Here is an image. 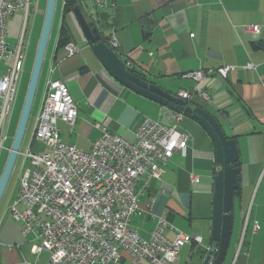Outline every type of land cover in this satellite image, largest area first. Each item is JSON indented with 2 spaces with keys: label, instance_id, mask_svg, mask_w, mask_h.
<instances>
[{
  "label": "crops",
  "instance_id": "crops-1",
  "mask_svg": "<svg viewBox=\"0 0 264 264\" xmlns=\"http://www.w3.org/2000/svg\"><path fill=\"white\" fill-rule=\"evenodd\" d=\"M86 6L84 1L79 8L90 22ZM63 9L64 3L59 34ZM97 16L105 26V36L115 34L120 45L116 50L135 73L172 95L196 87L194 81L184 78L187 73L237 67L226 79L214 76L202 83L211 102L197 95L191 102L219 121L225 134L236 140L239 151L240 188L234 193L233 226L223 264H264V0H114L113 6ZM65 22L80 51L68 57L65 49L59 51L55 46L46 55L32 112L38 104L33 133L23 151L45 150L34 141V133L50 79L66 83L77 104L75 124L59 121L57 127L62 141L78 149L89 151L99 139L101 130L96 124L133 141L145 117L171 123L169 108L112 78L94 54L74 12ZM247 24L259 25L260 34L247 32ZM250 62L257 70L244 68ZM180 128L188 136L186 156L176 153L161 181L146 179V185L144 181L139 183L142 211L133 217L129 228L143 239L151 237L157 219L150 217L146 205L153 200L155 216L168 223L165 234L169 239L174 240L179 232L201 239L181 249L177 264H203L215 243L214 176L219 166L214 142L193 117H186ZM22 169L23 163L17 168L19 182ZM193 175L198 182L192 180ZM18 190L12 191L0 216V264H49V253L39 257L32 253L37 241L33 235H24L23 222L15 223L10 212ZM5 223L8 226L3 227ZM234 231L240 238L238 253L236 246L230 249ZM132 262L123 254L118 264Z\"/></svg>",
  "mask_w": 264,
  "mask_h": 264
},
{
  "label": "built area",
  "instance_id": "built-area-1",
  "mask_svg": "<svg viewBox=\"0 0 264 264\" xmlns=\"http://www.w3.org/2000/svg\"><path fill=\"white\" fill-rule=\"evenodd\" d=\"M91 17L101 24L97 14L114 5V0H83ZM36 0H0V156L5 150L6 130L18 94L26 63L25 40L28 20ZM23 12L21 35L14 49L7 37L9 20ZM99 24V25H100ZM247 32L259 35V25H244ZM194 37V35H191ZM109 43L120 48L115 34ZM76 43L65 47L68 57L79 53ZM257 70L253 63L245 67ZM235 66L198 70L184 78L196 83L190 91L176 97L191 101L194 95L211 102V95L201 87L208 77L226 79ZM53 72V71H51ZM175 96V95H174ZM171 114V123L145 117L129 141L96 124L101 130L89 151L68 145L61 139L59 121L73 126L78 117L77 104L69 87L61 80L50 79L41 113L36 121L34 141L43 152L31 148L21 153L23 169L18 193L10 212L24 224V235H33L37 243L32 253L39 257L49 253V264H118L125 254L142 264H177L181 249L201 239L179 232L174 240L166 234L167 221L155 216L153 200L146 205L150 217L157 219L149 239L130 230L134 216L142 211L141 181H161L172 157L186 156L188 136L181 131L184 113ZM147 179V181H145ZM192 180L198 182L193 175ZM24 207L23 211L19 207ZM259 230L256 223L255 231Z\"/></svg>",
  "mask_w": 264,
  "mask_h": 264
},
{
  "label": "water",
  "instance_id": "water-1",
  "mask_svg": "<svg viewBox=\"0 0 264 264\" xmlns=\"http://www.w3.org/2000/svg\"><path fill=\"white\" fill-rule=\"evenodd\" d=\"M57 0H47L42 30L36 50V55L31 71L29 85L25 96L23 109L17 125V129L9 148L8 157L0 176V206L12 179L18 158L22 153V145L27 133L33 107L40 83L42 70L46 58L48 42L55 18ZM74 14L87 41L92 44L94 54L103 67L114 80L123 87L147 97L162 106L169 103L183 106L184 100L164 91L162 88L146 81L136 73L128 63L129 61L119 54L109 43L110 36H105L104 24L99 25L90 17L87 21L79 7ZM89 15V14H88ZM193 119L196 120L208 133L215 144V161L219 169L214 176V200H213V230L212 240L215 242L208 251L203 264H223L229 247L233 218L234 193L240 188V169L234 167L239 162V151L235 139L229 138L219 121L200 107L193 110Z\"/></svg>",
  "mask_w": 264,
  "mask_h": 264
},
{
  "label": "rangeland",
  "instance_id": "rangeland-1",
  "mask_svg": "<svg viewBox=\"0 0 264 264\" xmlns=\"http://www.w3.org/2000/svg\"><path fill=\"white\" fill-rule=\"evenodd\" d=\"M36 6L35 8L31 11L28 24H27V30H26V35H25V40L27 43V51H26V63H25V68H24V73L22 75V78L19 83V89H18V94L16 97V102L14 104L13 112L10 118V122L8 125V128L6 130L7 134V141L5 142V152L0 156V176L2 174L3 168L5 166V161L7 158V152H9V148L12 144V139L14 138L17 125L20 119V115L23 109L24 101H25V96L27 93L28 85H29V80L31 76V71L36 55V50L42 30V25H43V20H44V15H45V10H46V4L47 0H36ZM64 0H57V7H56V13H55V18L50 34V39L48 42V47H47V53L46 55H49L53 48L57 46V42L59 39V21H60V15L62 11V6H63ZM24 13L19 12L14 15L12 19H10L9 23V32H8V37L7 41L9 44L10 49H14L16 47V44L18 43V37L19 34L21 35V25H22V20H23ZM38 105V104H37ZM37 105L35 107V111L32 114V117L30 119V124L27 129L26 137L22 145V151L26 150L29 139L33 133V126L35 122V112L37 111ZM7 151V152H6ZM43 152V151H42ZM25 153V151H23ZM22 155L19 156L18 161H17V166L15 167L12 179L10 181V184L8 186L6 195L4 197V201L2 203V206L0 208V216L2 215V212L4 210V206L6 202L8 201L12 191L15 188H19V179H18V170L19 166L23 163ZM16 171V172H15ZM20 211L24 210V207L20 206L19 207ZM12 220L10 221H16L14 218H11ZM18 225H21L20 222L16 221ZM8 226L6 223L4 224L3 227ZM244 230V229H243ZM242 230V233H243ZM239 239V240H238ZM232 249L234 246H236L237 253L241 249L240 245V238H238V235L236 231H234L233 237H232Z\"/></svg>",
  "mask_w": 264,
  "mask_h": 264
},
{
  "label": "trees",
  "instance_id": "trees-1",
  "mask_svg": "<svg viewBox=\"0 0 264 264\" xmlns=\"http://www.w3.org/2000/svg\"><path fill=\"white\" fill-rule=\"evenodd\" d=\"M83 2H84L83 0H64V9H63L64 10V15H63V21H62L60 34H59V39H58V43H57V47H58L59 51L65 49V47L68 44L72 43V38H71V36L69 34V30L67 29L65 18L69 14L73 13L76 7H81L83 5ZM146 37H147V35H146ZM131 71L135 73L134 69H132ZM42 76L43 75H41V79H42ZM41 79H40V82H41ZM195 107H196V105L194 104V102L186 101V100H185L183 106L176 105L174 103H169V105L167 106V108H169L170 110H172V111H174L176 113H184L187 118L188 117L192 118L193 110H194ZM6 154L8 156V152ZM234 167L240 168V161L237 162L234 165Z\"/></svg>",
  "mask_w": 264,
  "mask_h": 264
}]
</instances>
